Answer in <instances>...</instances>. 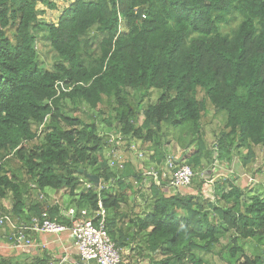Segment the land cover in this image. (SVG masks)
<instances>
[{"label": "trees", "instance_id": "obj_1", "mask_svg": "<svg viewBox=\"0 0 264 264\" xmlns=\"http://www.w3.org/2000/svg\"><path fill=\"white\" fill-rule=\"evenodd\" d=\"M37 1L0 0V203L10 198L16 223L26 212L23 188L31 185L68 189L75 205L90 211L100 194L106 211L117 210L123 199L110 185L127 184L128 171L142 177L148 161L140 170L127 151L126 165L113 169L104 147H113V155L116 138L137 152L185 122L193 126L196 149L183 152L179 163L199 176L210 159L209 166L224 167L235 160L257 177L264 151V0H73L56 23L41 21ZM237 17L231 31L220 32ZM92 29L99 40L84 37ZM39 39L54 54L51 68L39 60V53L47 56ZM209 110L225 116L214 149L202 129ZM96 119L112 128L109 137ZM218 181L213 198L203 196V178L195 195L166 196L151 185L153 208L139 225L149 229L150 250L161 255L153 264H205L194 249L216 246L228 255L226 264H236L238 253L244 261L237 264H264V243L244 247L264 237V181L260 191ZM28 205L26 213L47 211Z\"/></svg>", "mask_w": 264, "mask_h": 264}, {"label": "crops", "instance_id": "obj_2", "mask_svg": "<svg viewBox=\"0 0 264 264\" xmlns=\"http://www.w3.org/2000/svg\"><path fill=\"white\" fill-rule=\"evenodd\" d=\"M41 9L44 8L42 7ZM127 149H129L128 151L130 154L134 153L130 147ZM115 152H117V150ZM183 155L184 153L180 152V154L175 157L180 158ZM132 159H134V157H132ZM163 160L161 162H163ZM233 163L231 167H224V165L220 164L222 169L226 171L227 176L222 177L217 175L218 177L213 180L212 178H203L205 184L201 187V192L204 197L213 198L215 183L219 182L218 180L223 182L226 179L229 182L232 181L236 185H240L243 182L245 184L248 183V174L246 175L244 173V170L241 169L235 160ZM257 179L259 180L257 181L259 182L258 184L263 186V184H261V182H263L262 177H258ZM196 182L197 181H193L189 187H183L179 189V191L169 190V192H166L165 189H161V191L167 193L168 195L166 196H171L176 193L195 195L197 194ZM142 184L143 180H140L139 187H142ZM117 186L119 188L117 193L123 200L117 210L108 211V222L112 225L111 227H113L109 230V233L112 235L110 236L121 247V264H153V261L159 259L161 255L160 253H153L150 250L148 245L149 242H147L149 240V229H141V225H139V221L144 220L145 216L150 213V211L147 210L148 213L145 215V213H143L145 207H140L143 204L141 193L143 194L144 188L133 195V199H130L133 200V203L128 205L126 202L127 199L130 198V195L128 192H125V187L131 188V179H127V184L117 183ZM144 186L145 185H143V187ZM37 192L39 200L36 201L35 204L39 203L41 208H46L47 211L50 210V215L55 221L67 226L69 223L67 208L70 206L78 208L75 202L72 201L75 196L70 195L68 189L55 190L45 187L41 190H37ZM150 194L152 195L151 192ZM29 206L30 205L25 206L26 212ZM26 212L17 220V223L32 224L33 219L38 217L39 211L37 212V210L32 209L28 213ZM3 226V231H0V264H97L95 261L81 260L78 248L75 246L68 228L59 232L30 230L28 234L32 240V245L14 247L8 238L10 226Z\"/></svg>", "mask_w": 264, "mask_h": 264}, {"label": "rangeland", "instance_id": "obj_3", "mask_svg": "<svg viewBox=\"0 0 264 264\" xmlns=\"http://www.w3.org/2000/svg\"><path fill=\"white\" fill-rule=\"evenodd\" d=\"M46 1L53 2V3H55L56 6L54 9H51L48 7V5L46 3H42L41 1L38 0L36 7L39 11V18L41 19V21L56 23L61 11L63 10V8H65L73 0H46ZM42 7L44 9H41ZM240 19H241L240 17H237L235 20L221 25L220 26V32L225 33V32L231 31V29L234 27V25ZM84 37H86L87 39H89L91 41H97L100 39L99 37L95 36L93 29L88 31L84 35ZM36 45H37L38 49H41L43 51V53L45 55H47L46 58H43L44 56L39 53L38 57H39V60L42 62V64L47 68L53 67L55 57H54L52 50H50L49 45H47L42 39H39V41L36 43ZM79 112H80V115L83 117L88 116L90 113V111L86 105H82V107L79 109ZM224 117H225L224 114L217 113L213 110H209L207 118L203 121V128L202 129L204 130V138L207 142V147L209 146L211 149L215 148L216 145H214V144L216 141V137H218L219 133L221 131H223V129H224L223 128L224 123H225ZM96 120H97V124H98V128H99L100 132H103L104 134H106L107 137H109V134L112 131V128L107 126L103 121H100L98 119H96ZM141 120H142V117L139 118V122H141ZM192 127L193 126L190 122H185L177 128H170L164 132H161L159 134V137L157 135H155L151 141L145 142L143 144L142 149L140 150L143 153L141 157H139L138 153H135V152H134L135 154L132 152L134 154V156L132 154H130L134 157L133 166L136 164L135 166H137L140 170H142V163L144 161L147 160L148 163L146 165L144 164V166H143L145 168L142 171V177L143 178L140 177V179H139V177H133L129 171L126 173L128 178L131 179V188L129 189L128 187H125V192H128L130 195V198L127 199V202H126L128 205L133 203V200H130V199H133V195H135V193L137 191L144 188L143 194L141 193L143 204L140 207H143V206L145 207L143 209V213H145V215L148 213V211L151 212V210L153 208V201L155 199L154 196L150 194L151 185H153V184L151 183V181L148 177H144L143 172L150 169L154 165L153 162H155L157 160H158V162H161L166 157L178 156L180 154V152L188 153V155L192 154L196 149V148H194V146L192 147V142H191L196 137L195 132H193ZM198 129H200V128H198ZM138 143H139V145L141 144V142H138ZM114 144L116 146L117 153L120 156V160H122V161L125 160V165H126V161L128 162V159H127L128 149L126 148L127 145L125 144V142L122 144V142L118 139L116 140V138H115ZM131 146H133V145H130L129 147H131ZM104 148L105 149H104L103 155H104V157H106V159H107L106 161L108 162L110 167H112L113 169H116L114 166L111 165V161L113 160V156H112L111 151L113 150V147L110 146V147H104ZM262 154L263 155H260V159L257 162L258 164L256 163V166H255L256 169H261V171H260V173L257 174V177L256 176L254 178L249 177V179H248L249 184L251 183V181L253 179L255 181L252 182L250 184V186L247 187V189L250 188V189H255L256 191H260L259 188H261V190L263 188V186L259 185L258 184L259 182H257V181H259L257 179L258 177H262V180L264 181V151ZM135 155H136V157H135ZM155 155H156L157 159L152 158ZM203 160H204V158H203ZM211 162H212V159H210L209 162L207 161V163L205 162V164L203 165V166H206L204 168V172L200 173L199 176L198 175L195 176L193 181H200L201 178H212V180H213L214 178L218 177L217 175H220L222 177L227 176L226 171H224V169H222L220 164L215 163V161H214L212 163V165L209 166V164ZM12 165H17V163L12 162ZM206 172H208L209 177H207L205 175ZM18 175H21V173L18 172ZM248 176H251V175L248 174ZM228 179H231V178H228ZM140 180H143L142 187H139ZM112 184L113 185L112 186L110 185L108 190L114 191L116 189L118 191L119 188L117 187V183H112ZM143 185H145V186L143 187ZM30 189L31 190H28V188H23V190H25V192H24L25 198L24 199H25L27 205L30 203L34 204L36 201L39 200L37 189L34 188L33 185H31ZM160 192H162V191H160ZM162 193L164 195H168L167 193H164V192H162ZM0 205H1L0 215L1 214H7V216L11 217V219L13 220L12 222H16V220L13 219V217L8 213V210L11 207L10 198L4 199L3 204L0 203ZM108 219H109V214H108V211H106L107 230L109 232V230H111V228H113V227H111L112 225L108 222ZM3 229H4V226H0V231H3ZM231 233L232 232H230V234ZM260 240H261V242H260ZM256 241H258V242H256ZM262 243H264V237H262L258 240H255V241L254 240L244 241V247H245L246 252L248 251V249H250V250L252 249V251H253V250H255V247L259 246ZM219 249H220V246H216L210 252L200 250V249H194V251L198 257H200L204 260L205 264H226V262L228 261V255L227 254L222 255L220 253ZM232 261L233 262L235 261L236 264L243 262L244 257L242 255V253H238L235 260H232Z\"/></svg>", "mask_w": 264, "mask_h": 264}, {"label": "built area", "instance_id": "obj_4", "mask_svg": "<svg viewBox=\"0 0 264 264\" xmlns=\"http://www.w3.org/2000/svg\"><path fill=\"white\" fill-rule=\"evenodd\" d=\"M130 149L135 152L134 146ZM138 156H142L141 151H137ZM112 166L122 168V160L117 152L113 153ZM215 163H218L215 161ZM219 164V163H218ZM144 177H148L152 184L165 189V191H179L183 187H189L197 173L190 165L179 163L177 157H167L156 167L143 172ZM87 187L91 184L86 183ZM99 189H104L106 185H99ZM69 223L67 226L50 219L45 210L40 216L33 219L32 224L12 222L9 216L0 215V226L9 225L10 233L8 238L12 246L21 247L32 245V240L28 232L30 230L59 232L69 229L73 242L78 248L82 261H95L97 264H121V247L110 237L106 227V211L104 209L100 194L97 198V208L88 210L86 208H67Z\"/></svg>", "mask_w": 264, "mask_h": 264}, {"label": "water", "instance_id": "obj_5", "mask_svg": "<svg viewBox=\"0 0 264 264\" xmlns=\"http://www.w3.org/2000/svg\"><path fill=\"white\" fill-rule=\"evenodd\" d=\"M143 8H139L138 9V11L136 12V15L139 17V18H141L142 17V12H143ZM80 171H81V169H80ZM86 174V176L90 179V180H92V182H94L95 183V185H98L99 184V178L96 176V175H94V174H90V173H85Z\"/></svg>", "mask_w": 264, "mask_h": 264}, {"label": "clouds", "instance_id": "obj_6", "mask_svg": "<svg viewBox=\"0 0 264 264\" xmlns=\"http://www.w3.org/2000/svg\"><path fill=\"white\" fill-rule=\"evenodd\" d=\"M143 178V177H142ZM107 186V185H106ZM78 209V208H77Z\"/></svg>", "mask_w": 264, "mask_h": 264}]
</instances>
